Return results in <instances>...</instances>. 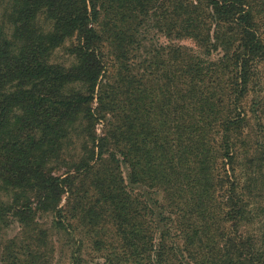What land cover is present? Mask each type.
Masks as SVG:
<instances>
[{"label": "trees", "instance_id": "1", "mask_svg": "<svg viewBox=\"0 0 264 264\" xmlns=\"http://www.w3.org/2000/svg\"><path fill=\"white\" fill-rule=\"evenodd\" d=\"M40 18L53 30L37 29ZM7 23L0 181L32 192L23 210L33 219L54 215L70 264L84 263L86 226L97 228L90 245L105 264H264V222L258 234L242 230L258 177L245 174L244 185L238 174L241 160L247 170L256 162L254 131L264 125V97L245 103L264 84V0H17ZM67 39L70 68L50 62ZM96 118L107 122L102 136ZM75 133L85 142L77 174L55 176L47 159ZM110 161L95 197L78 187ZM14 203L0 199V227ZM113 229L119 242L105 239Z\"/></svg>", "mask_w": 264, "mask_h": 264}, {"label": "rangeland", "instance_id": "2", "mask_svg": "<svg viewBox=\"0 0 264 264\" xmlns=\"http://www.w3.org/2000/svg\"><path fill=\"white\" fill-rule=\"evenodd\" d=\"M17 0H3L2 5L0 7V26L5 28L7 33H10V29L7 28L9 25V18L12 16L13 9L16 5ZM37 21V20H36ZM35 24L38 27L37 29H43L44 31H52L53 26L52 22H46L43 18H40ZM73 41L72 39H67L63 42L58 48H56L50 58V62L54 65L61 66L64 68H70L74 63V57L69 53V48L71 47ZM183 45L193 46L192 42L189 40L183 41ZM261 75L264 78V69L261 70ZM264 82V79H263ZM264 97V84L258 87V91L252 93L245 103L250 106L255 100L257 102L261 101V98ZM97 107V103L93 104V110ZM257 109V108H256ZM18 113V112H15ZM107 119H110L108 116ZM258 119H253L252 126H256V122ZM11 127H17L20 125V120H18V114L10 115ZM96 133L99 136H102L105 130H107V122L105 119H97L94 121ZM106 123V125H105ZM262 125V124H261ZM263 127L259 126L255 128L254 134L256 135L258 144L254 146L257 150L256 162L253 165L247 167L244 166L243 161H240V167L238 169V174L242 172V183L245 185L247 181H249L248 176L245 174H249L252 178L258 177L257 185L254 189V196L252 199V207L249 208V212L252 213L250 215V220L247 222H243L242 230L248 233L258 234L261 228V220L264 218V185H261L260 174H264V125ZM78 127V125H77ZM85 142H83L79 137L78 133L73 134L72 141H66L62 143H58L57 146L60 150H57L54 154V157H58V159H52L50 162L49 158L45 164L44 168H48L52 174L55 176H61L65 172H70V174H77L75 172V167H73L74 162L78 161L79 157L82 155V146H84ZM111 147V146H110ZM253 147V149H254ZM113 151L109 148V151L106 150L105 158L108 157ZM30 155L34 157V153L31 152ZM79 155V156H78ZM116 159L119 160L122 164V157L120 154H117ZM76 160V161H75ZM118 166V164L116 165ZM112 168V162L107 163H98L96 168L91 171L89 174H84L80 176L76 180V184L79 188H85L90 191L89 196H96L98 188V182L101 178L106 174H110ZM246 169V171H245ZM128 167L124 164L121 165V173L126 178L128 174ZM247 172V173H246ZM133 190L137 193H145V187L140 185H132ZM151 194L153 193L152 191ZM82 193V192H80ZM29 196H33L32 192L24 190V189H16L12 188L9 185H5L0 181V199L4 202H8L9 204L14 202L12 205L14 211L9 213L5 221L1 224L0 227V264H26L29 261V264H70L71 260V249L65 246L64 237L62 233H57L54 229H52V224L54 222V215L48 212H39L36 216L32 217L31 215L26 214L27 211L23 210L24 203ZM154 197V195H153ZM156 200L159 201V205H163V195L162 193H158L156 196ZM34 202V199H31ZM68 195L63 194L62 199L60 201V208H66L68 203ZM36 202V201H35ZM35 206V203L34 205ZM79 213L82 214L81 209H79ZM20 216H28L25 217V220H20ZM26 225V228L24 225ZM34 229H37L34 231ZM95 227L88 226L85 227L82 240L84 242L83 247V256L84 263L83 264H105V261L101 258V253H95L93 248L90 245L91 240L97 236ZM112 229V228H110ZM40 231L44 232V235L39 236ZM87 232V233H85ZM39 238L40 240L36 239ZM112 242H119L120 236L115 234V229L112 232L108 233L105 236V239L110 240ZM32 252L33 256H37V260L34 263H31V256L27 257V253ZM25 256V257H24ZM23 262H22V261Z\"/></svg>", "mask_w": 264, "mask_h": 264}]
</instances>
